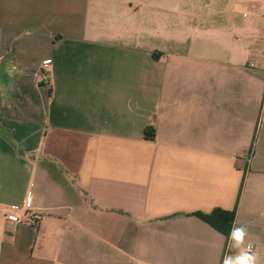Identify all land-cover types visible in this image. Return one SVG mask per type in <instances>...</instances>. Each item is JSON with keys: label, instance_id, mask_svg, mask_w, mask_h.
I'll list each match as a JSON object with an SVG mask.
<instances>
[{"label": "crops", "instance_id": "1", "mask_svg": "<svg viewBox=\"0 0 264 264\" xmlns=\"http://www.w3.org/2000/svg\"><path fill=\"white\" fill-rule=\"evenodd\" d=\"M237 2L0 0V264H222L215 209L264 264V28L252 67Z\"/></svg>", "mask_w": 264, "mask_h": 264}, {"label": "rangeland", "instance_id": "2", "mask_svg": "<svg viewBox=\"0 0 264 264\" xmlns=\"http://www.w3.org/2000/svg\"><path fill=\"white\" fill-rule=\"evenodd\" d=\"M235 3H238L237 0H233ZM248 1L245 3V8H246V16H245V22H246V48H247V62L255 63V57L251 56V50L252 48H255V44L253 43L254 38L253 35L256 32L261 31L260 28H264V0L260 2V0H246ZM218 2V5H221V0H215V3ZM229 5V4H228ZM230 5L232 6V1L230 2ZM234 6V5H233ZM241 6V5H240ZM1 49V48H0ZM251 49V50H250ZM4 70V64L0 62V73H3ZM1 84V83H0ZM9 85V84H8ZM16 145V143L14 144ZM236 226H240L236 225ZM255 234L250 232L248 233V236L246 237V244H253L252 238H254ZM252 245V246H253Z\"/></svg>", "mask_w": 264, "mask_h": 264}, {"label": "clouds", "instance_id": "3", "mask_svg": "<svg viewBox=\"0 0 264 264\" xmlns=\"http://www.w3.org/2000/svg\"><path fill=\"white\" fill-rule=\"evenodd\" d=\"M248 236V226L241 224L236 226L235 223L228 233V247L234 249L235 254H225L222 264H259V257L253 251L251 244H246Z\"/></svg>", "mask_w": 264, "mask_h": 264}, {"label": "trees", "instance_id": "4", "mask_svg": "<svg viewBox=\"0 0 264 264\" xmlns=\"http://www.w3.org/2000/svg\"><path fill=\"white\" fill-rule=\"evenodd\" d=\"M145 137L147 139L154 140L156 137V128L153 126H149L148 128H146ZM196 214L199 217H201L203 220L207 221L215 228L220 230L223 234H225V236L228 237V233L234 224L236 213L235 210L226 211L222 209H215L210 213H196Z\"/></svg>", "mask_w": 264, "mask_h": 264}, {"label": "built area", "instance_id": "5", "mask_svg": "<svg viewBox=\"0 0 264 264\" xmlns=\"http://www.w3.org/2000/svg\"><path fill=\"white\" fill-rule=\"evenodd\" d=\"M50 61L51 60L49 59V60H47L45 62L46 63H49ZM250 66H252V67H259L260 65H255L254 63H250ZM26 205H27V207H30L31 206V200L30 199H27L26 200ZM32 218H33L34 221H36L37 220V215H33ZM15 220L18 221V222H22L24 219L17 217V218H15ZM253 248L254 247L252 246V249Z\"/></svg>", "mask_w": 264, "mask_h": 264}]
</instances>
